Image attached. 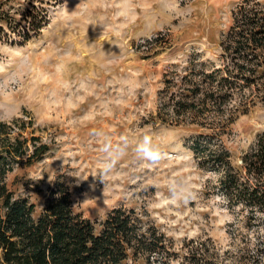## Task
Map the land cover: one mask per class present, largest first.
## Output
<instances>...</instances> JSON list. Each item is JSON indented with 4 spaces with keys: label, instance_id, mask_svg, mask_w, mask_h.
Wrapping results in <instances>:
<instances>
[{
    "label": "rangeland",
    "instance_id": "1",
    "mask_svg": "<svg viewBox=\"0 0 264 264\" xmlns=\"http://www.w3.org/2000/svg\"><path fill=\"white\" fill-rule=\"evenodd\" d=\"M240 1L57 0L39 34L24 44L2 41L0 120L30 116L36 134L53 143L41 161L7 174L14 195L36 215L61 176L74 210L92 221L112 207H134L178 253L193 239L228 256L234 215L213 192L218 174L200 167L191 149L205 130L196 122L213 114L176 111L172 100L183 93L187 64L219 65V42ZM23 3L0 9L19 19ZM237 105L238 96L226 113ZM248 105L224 138L234 164L264 132V107L255 98Z\"/></svg>",
    "mask_w": 264,
    "mask_h": 264
},
{
    "label": "trees",
    "instance_id": "2",
    "mask_svg": "<svg viewBox=\"0 0 264 264\" xmlns=\"http://www.w3.org/2000/svg\"><path fill=\"white\" fill-rule=\"evenodd\" d=\"M56 2L24 0L15 11L19 19L0 9V43L24 44L39 34L49 21L47 6ZM219 44L218 66L192 60L186 65L183 93L172 106L188 114H213L196 122L205 130L193 137L191 149L200 167L218 174L213 192L234 215L227 224L228 256L209 251L208 240L193 239L178 253L146 211L134 207H112L102 220L92 221L74 210L70 184L61 176L34 215V205L14 195L6 176L17 166L41 161L53 143L36 134L34 120L22 115L0 120V264H264V132L236 164L224 141L251 98L264 107V1L241 0ZM236 96L239 105L226 113Z\"/></svg>",
    "mask_w": 264,
    "mask_h": 264
},
{
    "label": "clouds",
    "instance_id": "3",
    "mask_svg": "<svg viewBox=\"0 0 264 264\" xmlns=\"http://www.w3.org/2000/svg\"><path fill=\"white\" fill-rule=\"evenodd\" d=\"M141 151L143 152V154L147 157H153L154 156V153H152L151 151H149L147 148H143L141 149ZM112 167V163H106L104 165V171H107L108 169H110Z\"/></svg>",
    "mask_w": 264,
    "mask_h": 264
}]
</instances>
